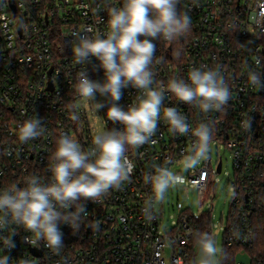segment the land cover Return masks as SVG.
<instances>
[{
    "label": "built area",
    "instance_id": "obj_1",
    "mask_svg": "<svg viewBox=\"0 0 264 264\" xmlns=\"http://www.w3.org/2000/svg\"><path fill=\"white\" fill-rule=\"evenodd\" d=\"M122 2L0 0V189L12 183L23 186L28 175L49 182V158L60 133L72 136L87 150L97 132L120 127L107 121L105 110L93 112L76 96L73 85L83 66L74 62L69 41L74 31L86 28L106 32L108 7H120ZM185 11L191 17L186 38L156 42L160 63L153 66L155 79L166 84L173 77L187 79L193 67L220 66L232 92L224 111L205 115L170 93L165 95L164 106L176 107L193 127L212 121V143L231 151L234 192L224 229L229 253L220 264H262L249 250L254 242V217L264 211V89L249 85L247 69L264 73V0H186ZM21 20L23 28L19 27ZM93 63L98 62L93 58ZM88 71L92 79L103 78V71H94L92 65ZM136 95L135 89H125L120 104L127 108ZM68 105H75L72 111L78 121L71 119ZM37 114L45 134L20 143L19 124ZM248 120L251 126L246 129ZM152 139L156 143L128 152L134 164L130 181L119 190H110L102 201L89 202L87 219L78 232L63 227L64 248L59 255L43 242L26 244L23 238L29 234L12 226L17 233L16 247L7 253L12 264L20 259L31 264H195L199 218L210 216L205 232L211 233V210L184 211L176 225L165 230L159 201L151 183L144 182L145 175L154 174V165L165 167L168 159L172 170L183 156L191 155L188 148L195 150V137L191 133L173 135L161 118ZM222 170V157L214 162L210 153L208 160L189 173L188 181L199 190L201 200L209 190L212 173ZM97 222L98 228L88 226ZM9 234L0 231V255L5 254L2 238ZM248 252L249 263L235 258Z\"/></svg>",
    "mask_w": 264,
    "mask_h": 264
},
{
    "label": "clouds",
    "instance_id": "obj_2",
    "mask_svg": "<svg viewBox=\"0 0 264 264\" xmlns=\"http://www.w3.org/2000/svg\"><path fill=\"white\" fill-rule=\"evenodd\" d=\"M179 4L180 0H123L120 7H108L106 32L86 28L72 33V56L76 64L83 66L73 85L76 96L87 102L93 112L105 110L107 121L120 127L97 132L87 150L72 136L60 133L49 158V182L28 175L23 186L12 183L0 189V231L10 233L2 238L5 254L0 255V264H12L13 259L7 254L16 247L17 233L12 226L29 234L23 238L26 244L36 246L43 242L59 255L64 248L63 227L78 232L87 219L89 202L102 201L110 190H119L130 181L134 164L128 152L156 143L152 138L161 118L173 135L191 133L195 137V150L189 147L192 154L179 162L181 172L208 160L214 123L201 121L193 127L176 107H165L164 99L170 93L178 102L205 115L224 111L232 92L220 66L193 67L187 79L173 77L166 84L157 81L153 71L154 64L160 63L156 42L172 43L190 30L191 17ZM19 27H24L22 20ZM93 58L98 63L94 64ZM89 65L94 71L102 70L103 78L92 79ZM247 77L251 87L264 89V73L249 68ZM128 88L135 89L137 95L135 102L125 108L120 101ZM68 108L71 119L78 121V114L72 111L75 105ZM250 126L251 121H245L244 127ZM44 134L43 120L38 114L18 126L22 144ZM171 163L166 159L165 167L154 165V174L144 176V182L151 183L156 201H163L166 192L183 179L167 166ZM88 226L98 228L99 224ZM196 245L201 254L199 264H218L221 249L211 233H202ZM17 264L31 261L20 259Z\"/></svg>",
    "mask_w": 264,
    "mask_h": 264
},
{
    "label": "rangeland",
    "instance_id": "obj_3",
    "mask_svg": "<svg viewBox=\"0 0 264 264\" xmlns=\"http://www.w3.org/2000/svg\"><path fill=\"white\" fill-rule=\"evenodd\" d=\"M210 153L214 162L220 156L222 157L223 170L221 173H212L209 190L205 193L203 200L200 198L201 194L199 190L188 181L189 173L194 169L181 172L180 164H177L173 167L172 171L181 174L183 179L178 185L166 192L164 200L159 201L158 211L163 222V228L170 230L176 225L184 211L200 214L211 210V234L215 237L217 246L221 249V255L218 259V264H220L222 257L229 253V251L225 250L224 229L234 192L232 182L235 170L231 151L225 148L224 145L216 142L212 143ZM194 243V263L199 264L201 254L196 241ZM235 258L243 263H249L252 259L249 252L247 254L238 253L235 255Z\"/></svg>",
    "mask_w": 264,
    "mask_h": 264
},
{
    "label": "trees",
    "instance_id": "obj_4",
    "mask_svg": "<svg viewBox=\"0 0 264 264\" xmlns=\"http://www.w3.org/2000/svg\"><path fill=\"white\" fill-rule=\"evenodd\" d=\"M185 2L186 0H180L179 7L182 11H185ZM187 34L188 33H186L183 38H186ZM180 39L181 38L174 42H180ZM209 218V215H203L199 218V236L205 232L209 224ZM249 252L264 264V211L258 212L254 217V242Z\"/></svg>",
    "mask_w": 264,
    "mask_h": 264
},
{
    "label": "water",
    "instance_id": "obj_5",
    "mask_svg": "<svg viewBox=\"0 0 264 264\" xmlns=\"http://www.w3.org/2000/svg\"><path fill=\"white\" fill-rule=\"evenodd\" d=\"M221 171V163H219L218 172Z\"/></svg>",
    "mask_w": 264,
    "mask_h": 264
}]
</instances>
